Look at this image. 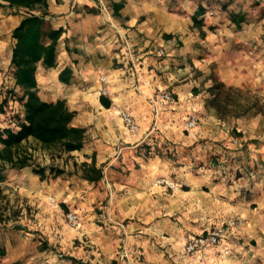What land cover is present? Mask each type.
Here are the masks:
<instances>
[{
    "label": "crops",
    "instance_id": "crops-1",
    "mask_svg": "<svg viewBox=\"0 0 264 264\" xmlns=\"http://www.w3.org/2000/svg\"><path fill=\"white\" fill-rule=\"evenodd\" d=\"M119 1L104 4L102 0H47L52 25L62 27L63 34L55 66H37L36 92L46 102L63 99L75 111L72 124L85 128V143L81 150L66 154H76L75 160L80 163H89L93 157L96 166H103V178L98 185L89 184L77 173L65 171L40 181L30 166L3 172L5 179L0 183L20 185L23 194L35 196L32 198L40 201V206L33 220L0 224V243L5 248L0 264H77L71 259L84 264H107L112 259L132 264L129 257L140 253L141 248L150 257L155 254L159 264H264V218L255 223L257 208L245 202L238 204V191L226 188V177L219 175L211 159L201 158L204 166H196L202 150H217L220 146L210 140L197 144L199 128L189 135L183 133V119L193 111L198 115L205 112L208 119L220 123L199 100L201 47L205 46L210 54L208 62H219L221 82L241 86L256 70L264 71L262 50H251L250 61L237 54V49L250 50L257 45L254 42L260 34L258 27H241L228 39L229 33L221 23L224 19L207 17L206 24L217 27L211 32L204 26V39H194L189 17H183L176 8L169 10L165 0H123V7L113 14L111 4ZM20 19V13L0 4V84L9 67L10 32ZM222 48H229L235 55L228 65L222 59ZM187 56L190 73L182 66ZM63 70L68 73L62 75L61 81L59 74ZM9 82L13 84L10 77ZM99 89L106 91L102 97L110 102L109 108L101 104ZM164 90L172 94L175 103L153 106L151 95ZM117 107L131 113L137 132L124 128L115 113ZM153 135L180 164L166 157L149 156L146 146ZM189 147L191 156L182 161L184 148ZM252 150L255 164H263L264 143L252 144ZM158 176L175 183V190L154 185ZM248 188L253 195L251 202L264 212V174ZM48 197L53 198L52 203ZM228 207H236L245 223L229 241L230 254L213 252L203 262L197 257H185L181 237L221 221ZM65 211L78 214L77 229L65 222ZM160 214L175 218V225H164L167 231L161 241L171 257L168 262L139 234L150 228V220ZM201 216L206 221H201ZM253 240L256 245H248Z\"/></svg>",
    "mask_w": 264,
    "mask_h": 264
},
{
    "label": "trees",
    "instance_id": "trees-1",
    "mask_svg": "<svg viewBox=\"0 0 264 264\" xmlns=\"http://www.w3.org/2000/svg\"><path fill=\"white\" fill-rule=\"evenodd\" d=\"M195 1L197 3L189 15L192 27L198 29L202 35L204 34L202 31L204 26L209 31L214 32L212 27L214 25L205 22L207 13H211L207 11V3L201 0ZM0 4L15 13L21 14L18 24L10 32L11 54L8 70L9 77L13 79V84L5 89L3 96L1 91L3 83L0 84V115H5L9 100L16 102L19 108V113L11 117L9 124L0 128V182L5 179L3 172L6 168L21 170L29 166L32 173L42 181L48 176L52 178L58 176L65 170L53 166H31L32 154L24 146L25 142L33 141L39 149L49 152L52 156L79 151L85 143V128L72 124L75 111L70 110L63 99L46 102L41 100L36 92L35 74L37 66L41 65L43 68L55 66L57 48L63 29L62 27H53L47 12V0H0ZM123 4V0L113 2L111 4L113 14L120 10ZM245 6L246 9L243 8L240 0H222L219 3L220 10L227 12V21L235 29H240L242 25L248 26L259 23L260 34L258 41L254 44L260 47L264 46V0H247ZM256 10L259 12L258 15ZM168 37L171 36L168 35ZM67 73L68 70L61 71L59 80L62 81V75ZM223 89H226V93L221 98L220 94ZM227 90L230 91L233 88L231 86L226 87L223 82L218 81H213L212 85L207 88L209 97L205 99V107L213 108L219 119L228 112V107L238 106V98L231 97ZM234 90L235 96H239V91ZM192 91L197 94V89ZM99 99L105 108H109L110 102L108 100L102 96ZM252 107L253 103H245L242 112L247 113ZM233 116L239 117L238 114H233ZM202 142L197 144L200 145ZM206 150L205 152L211 155L202 159H211L214 165L222 163L223 156H220L218 151L215 153L211 148ZM191 151L192 147L180 159L185 161L191 156ZM164 153V156L156 154L153 156L166 157L176 163L177 159L173 152ZM149 156L152 154L150 153ZM204 162L199 159L196 166H204ZM176 164H180V162ZM74 172L89 184H96L103 178V166H96L93 157L89 163L74 164ZM4 255L5 248L0 243V258ZM71 261L84 264L77 259H71Z\"/></svg>",
    "mask_w": 264,
    "mask_h": 264
},
{
    "label": "rangeland",
    "instance_id": "rangeland-1",
    "mask_svg": "<svg viewBox=\"0 0 264 264\" xmlns=\"http://www.w3.org/2000/svg\"><path fill=\"white\" fill-rule=\"evenodd\" d=\"M104 4L106 1L110 2L111 0H102ZM166 3L168 4L167 8L169 10L172 9H177V12L183 15L186 19H188L189 15L193 12V8L195 7V4L197 3L195 0H165ZM203 2L207 3V11H210L211 13H207V17H220L224 19V22L222 21L221 23H224V28L225 30L229 33L228 36H226L228 39H231L233 36L231 35V32H236L239 29H235L234 26L228 23L227 21V12H222L219 8V3L222 0H201ZM243 4V8L246 9V4L247 0H240ZM256 13L258 15V11L256 10ZM205 17V18H207ZM213 28H216L217 25L215 24L212 26ZM244 29L248 28H253V27H258L260 31V26L259 23H256L255 25L248 26L246 27L245 25H242ZM194 29V39L199 38L200 40L204 39L205 34H201V32L198 29H195L191 26H189V30ZM255 39V36H254ZM191 39L189 38V45H191ZM204 43V42H202ZM204 49V51H200V64L201 70L199 72V79H200V84H199V93L200 97L199 100L203 102V107L207 111L208 109L212 111L216 117L218 118L215 110L213 108L205 107V99L209 97V93L207 92V88L212 85L213 81H218L219 80V75H218V65L219 62H216L214 60L208 62L207 60L209 59V53L207 50H205V46L201 47V50ZM252 51L258 53L259 50H262L264 52V46H257L252 45L250 50L241 48L237 49V54L241 55L243 54V58L246 59L247 61L251 60V55ZM222 59L225 60L224 62L227 63L228 65V60H231L233 56V52H229V48H222ZM226 52V53H224ZM241 53V54H240ZM246 54V55H245ZM190 56V53L188 54ZM222 60V61H223ZM190 58L185 59V65H182L183 67L185 66L187 68V71L192 72L191 69V63H190ZM225 63V64H226ZM204 64V66H203ZM226 65V67H227ZM244 70V68L242 67ZM264 71H260L259 69L256 70L255 74L251 77H248V82L243 83L241 86H231L228 84H225V86H231L233 90H227L229 95L231 97H236L237 99V104L238 106L236 107H228V112H226L223 116H221V119H219L220 123H215L211 119L207 118V115L203 113L198 115V112L193 111L191 114H187V116L183 119V133L185 135H189L190 133H193L195 129L199 128V134L201 135L200 138L196 140V142H205L207 140H210V142H213L214 144L220 146V149L215 148V153L217 151L220 153V156H223L222 163H218V165H214L219 169V175L221 174L222 176H225L226 180L225 186L226 188L231 192L234 190V192H237L236 200L239 202H245L247 206L250 208H257V220L259 223L262 222V218H264V212L262 208L258 207L255 202H251L253 199L252 192L248 188V185L254 182L258 176L264 174V164L258 163V165L255 164V159L253 156V150H252V144H258L259 142L264 143ZM5 76L6 79L2 84V96L4 95V91L7 87H10L11 83L9 82V70L7 69L5 71ZM195 76V73H194ZM235 77H238L240 75H234ZM237 89L239 92V96H235V90ZM167 91V90H164ZM169 92V91H168ZM226 93V89H223L220 97L222 98L224 94ZM245 103H253L252 109L247 112L243 113L242 111L244 110ZM208 110V111H209ZM19 111L18 105L16 102L9 100L8 107L6 108V113L5 115H0V128L5 127L6 125L9 124L11 117ZM233 114H238L239 117H234ZM195 115L197 117V125L193 129H186L185 128V122L186 120L191 116ZM222 124V125H221ZM214 126V127H212ZM210 136L211 138H208ZM256 142V143H255ZM149 145L146 146V148L149 149L151 152L152 156L153 154L159 155V156H164V152H168L169 150L166 149V145H164L163 142H159V138L154 136L150 138V141L148 142ZM24 146L28 148L29 152L32 154V160H31V166L33 165H39L43 167H48V166H53L59 169H64L67 171V173H75L74 172V164L79 165L80 162L76 161L75 158L78 156L76 154L74 155H69L66 153L62 154H55L51 155L47 151H42L41 149L38 148V146L33 142V141H28L24 143ZM191 147L184 148V151L182 155H186ZM210 148H208L209 150ZM203 153L199 154L200 159L203 157H208L211 155L208 152H205L207 150H202ZM213 151V150H212ZM197 159L199 157L197 156ZM105 171V170H104ZM4 172L8 173H13L15 172V169H9L6 168ZM107 173V171H105ZM79 175V174H78ZM255 178V179H253ZM159 179H167L164 176H158L156 180ZM154 181V185L155 184ZM171 181V180H169ZM217 181V179H216ZM100 182V181H99ZM96 183L95 185L99 184ZM173 183V182H172ZM175 184V183H174ZM176 185V184H175ZM160 187L166 188V190L173 191L175 190L174 188H167L164 185H157ZM23 188V187H22ZM238 189V190H236ZM228 191V192H229ZM23 190L21 189V186H15L11 184H2L0 183V224L4 223H14V222H19L21 219H28V220H33L35 219L34 216L37 213V210L39 208L40 201H36L35 199L33 200L32 197L35 196H29L23 194ZM48 195H45L47 197ZM31 201L34 202V204H31ZM45 201V200H43ZM105 202V201H104ZM235 202V201H234ZM46 203V202H45ZM55 203H57L55 201ZM96 209V208H94ZM70 211H65L63 213V218L66 222V214L69 213ZM76 213V212H73ZM77 214V213H76ZM78 215V214H77ZM232 215H239L243 219V224L240 227V229L237 231H241L242 228L245 226L244 223V218L240 211L236 207H228V210L223 214V218L221 221L216 222L211 224L210 226L218 225L225 219L229 218ZM172 216V215H171ZM169 216V214H160L155 217H153L150 222H151V227L147 229H142V232L139 233L141 234L144 238L146 237L147 241H150V244L153 245L157 253L160 254V256H163L167 262L171 259L170 256H168L166 249H165V244H163L161 241L164 236H166L165 232L167 231L165 228V224H174V219L173 217ZM259 217V218H258ZM168 218V219H167ZM261 218V219H260ZM171 221H167V220ZM68 224V223H67ZM259 225V224H257ZM209 227V226H206ZM203 228H200L199 231L197 232H190V233H185L181 237V247L183 248L184 243L188 236L195 235L199 233ZM248 245L250 246H255L256 242L253 240V243H249ZM139 246L138 248H140ZM134 250V249H133ZM140 253L135 252L134 255H131L129 257V260L132 262V264H159L160 261L156 259V255L152 254L150 255L146 254V252L143 251V249H140ZM133 252V253H134ZM107 264H120L116 260H110Z\"/></svg>",
    "mask_w": 264,
    "mask_h": 264
},
{
    "label": "built area",
    "instance_id": "built-area-1",
    "mask_svg": "<svg viewBox=\"0 0 264 264\" xmlns=\"http://www.w3.org/2000/svg\"><path fill=\"white\" fill-rule=\"evenodd\" d=\"M162 54V51H161ZM264 75V72H263ZM104 81V79H101ZM104 89H99L98 94L103 96ZM153 106L159 103H166L173 105L175 100L172 94L168 91H157L150 97ZM116 115L121 119L124 128L129 132H137L138 125L135 122L131 113L124 107H117ZM197 117L191 115L185 122L186 129H194L197 125ZM156 185H164L167 188H175V184L166 179H159L155 181ZM50 203L53 202L52 197H48ZM201 221H206V217L201 216ZM66 222L74 229L80 226V219L76 213L69 212L66 214ZM243 224V219L239 215H232L225 219L218 225L204 227L199 233L188 236L183 246V255L185 257H197L198 260L204 261L206 257L218 252L222 256H228L231 252L230 240L236 235L237 231Z\"/></svg>",
    "mask_w": 264,
    "mask_h": 264
}]
</instances>
